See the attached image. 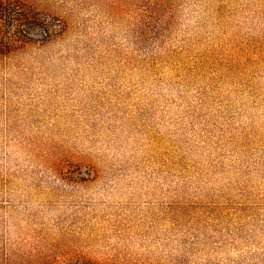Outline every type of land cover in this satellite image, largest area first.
Instances as JSON below:
<instances>
[{"label": "rangeland", "instance_id": "1", "mask_svg": "<svg viewBox=\"0 0 264 264\" xmlns=\"http://www.w3.org/2000/svg\"><path fill=\"white\" fill-rule=\"evenodd\" d=\"M0 264H264V0H0Z\"/></svg>", "mask_w": 264, "mask_h": 264}]
</instances>
